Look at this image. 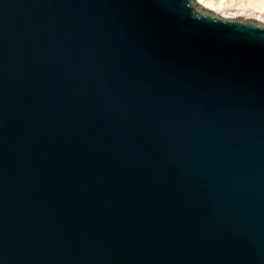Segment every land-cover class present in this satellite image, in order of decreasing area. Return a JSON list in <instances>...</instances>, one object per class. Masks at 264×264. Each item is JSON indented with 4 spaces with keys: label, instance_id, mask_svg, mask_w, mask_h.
Returning a JSON list of instances; mask_svg holds the SVG:
<instances>
[{
    "label": "water",
    "instance_id": "obj_1",
    "mask_svg": "<svg viewBox=\"0 0 264 264\" xmlns=\"http://www.w3.org/2000/svg\"><path fill=\"white\" fill-rule=\"evenodd\" d=\"M0 264H264V24L0 0Z\"/></svg>",
    "mask_w": 264,
    "mask_h": 264
},
{
    "label": "bare ground",
    "instance_id": "obj_2",
    "mask_svg": "<svg viewBox=\"0 0 264 264\" xmlns=\"http://www.w3.org/2000/svg\"><path fill=\"white\" fill-rule=\"evenodd\" d=\"M238 1L240 2L239 4H231L232 2L226 3L223 0H216V1L215 0H194V2L198 4L200 7L223 18L233 17V15L225 14V13H230L233 10L234 11L236 10L235 11L236 13L238 10H240L241 12H247L250 10H256V11L258 10L261 12V10L264 9V0H238ZM233 3H234V0H233ZM233 5L235 7H233Z\"/></svg>",
    "mask_w": 264,
    "mask_h": 264
},
{
    "label": "rangeland",
    "instance_id": "obj_3",
    "mask_svg": "<svg viewBox=\"0 0 264 264\" xmlns=\"http://www.w3.org/2000/svg\"><path fill=\"white\" fill-rule=\"evenodd\" d=\"M223 1H225L226 3L232 2L231 4H239L240 3L238 0L237 1L234 0V3H233V0H223ZM233 7H235V6L233 5ZM200 8L203 11H208V10L202 8V7H200ZM235 11L233 10L230 13H225V14L233 15V17H231L230 19H241V20H244V21H255V22H260V23L264 24V9L261 10V12L258 11V10L257 11L256 10H250V11H247V12H241L240 10H238L235 13Z\"/></svg>",
    "mask_w": 264,
    "mask_h": 264
},
{
    "label": "snow or ice",
    "instance_id": "obj_4",
    "mask_svg": "<svg viewBox=\"0 0 264 264\" xmlns=\"http://www.w3.org/2000/svg\"><path fill=\"white\" fill-rule=\"evenodd\" d=\"M210 6V5H209Z\"/></svg>",
    "mask_w": 264,
    "mask_h": 264
}]
</instances>
